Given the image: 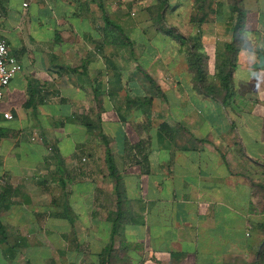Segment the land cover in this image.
Returning <instances> with one entry per match:
<instances>
[{"label": "crops", "instance_id": "obj_1", "mask_svg": "<svg viewBox=\"0 0 264 264\" xmlns=\"http://www.w3.org/2000/svg\"><path fill=\"white\" fill-rule=\"evenodd\" d=\"M0 33V264H264V0H0Z\"/></svg>", "mask_w": 264, "mask_h": 264}, {"label": "built area", "instance_id": "obj_2", "mask_svg": "<svg viewBox=\"0 0 264 264\" xmlns=\"http://www.w3.org/2000/svg\"><path fill=\"white\" fill-rule=\"evenodd\" d=\"M28 1L23 3L24 6ZM8 43L6 38L0 33V98L2 89L10 82L11 78L18 70V64L14 57L9 54ZM5 118L10 119L12 115L9 112L3 114Z\"/></svg>", "mask_w": 264, "mask_h": 264}, {"label": "trees", "instance_id": "obj_3", "mask_svg": "<svg viewBox=\"0 0 264 264\" xmlns=\"http://www.w3.org/2000/svg\"><path fill=\"white\" fill-rule=\"evenodd\" d=\"M0 132H1V131H0ZM0 135H1V133H0ZM108 164H109V166H110V169H114V165H113V163H112V160L108 159Z\"/></svg>", "mask_w": 264, "mask_h": 264}, {"label": "rangeland", "instance_id": "obj_4", "mask_svg": "<svg viewBox=\"0 0 264 264\" xmlns=\"http://www.w3.org/2000/svg\"><path fill=\"white\" fill-rule=\"evenodd\" d=\"M166 80H170V79L166 78Z\"/></svg>", "mask_w": 264, "mask_h": 264}]
</instances>
